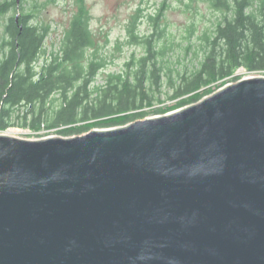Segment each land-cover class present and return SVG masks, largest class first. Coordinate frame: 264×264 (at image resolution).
I'll list each match as a JSON object with an SVG mask.
<instances>
[{
    "label": "water",
    "instance_id": "water-1",
    "mask_svg": "<svg viewBox=\"0 0 264 264\" xmlns=\"http://www.w3.org/2000/svg\"><path fill=\"white\" fill-rule=\"evenodd\" d=\"M0 264H264V77L122 127L0 134Z\"/></svg>",
    "mask_w": 264,
    "mask_h": 264
},
{
    "label": "trees",
    "instance_id": "trees-1",
    "mask_svg": "<svg viewBox=\"0 0 264 264\" xmlns=\"http://www.w3.org/2000/svg\"><path fill=\"white\" fill-rule=\"evenodd\" d=\"M208 3L218 13L217 22L199 37L191 69L173 70L164 60L170 50L161 22L164 6L145 17L138 8L126 25V43L140 45L142 56L131 54L119 71L97 84L105 63L97 55L84 0H74L58 48L50 51L45 46L49 27L35 15L37 4L25 9L18 0H0V132L21 128L41 136L57 130L69 137L122 127L145 119L147 110L163 115L195 104L239 69L264 74V0ZM18 6L21 13L9 16ZM144 20L152 30L142 36L136 24ZM190 51L191 44L182 56ZM161 89L172 103L165 109L155 107L163 104Z\"/></svg>",
    "mask_w": 264,
    "mask_h": 264
},
{
    "label": "rangeland",
    "instance_id": "rangeland-1",
    "mask_svg": "<svg viewBox=\"0 0 264 264\" xmlns=\"http://www.w3.org/2000/svg\"><path fill=\"white\" fill-rule=\"evenodd\" d=\"M85 5L90 12V28L95 34L98 43V56L104 59L105 74L100 73L96 76L95 83L100 84L102 77L107 73H116L119 71L127 58L134 54L140 57L143 54L140 45L128 46L126 43V25L130 16L139 8L141 16L145 17L155 14L163 5V19L161 20L164 31V41L167 42L170 50L164 60L168 62L171 69H180L183 65L191 69L195 63L192 51L199 48V37L205 31L211 30L217 22L218 13L209 7V0H84ZM23 8L28 9L30 6L37 4L38 11L35 15L49 27V35L45 41L47 51L57 49L58 42L65 26L68 23L71 11L75 8L74 0H23L21 3ZM10 11L9 16H16L21 13V9ZM26 12H28L26 10ZM137 30L143 35H149L152 27L146 20L137 22ZM3 27H0V38ZM191 44V51L186 57H183L185 48ZM260 76L264 74L248 73L244 69L235 72L233 79H229L225 85L235 83L249 77ZM219 88L212 87V92H216ZM163 93L161 99L166 96V90L161 89ZM208 95L204 96L207 97ZM203 97V98H204ZM172 103L169 100L163 101V104L155 107L165 109L170 107ZM146 118H153L159 115L151 114V110ZM176 111V110H174ZM174 111L167 112L172 113ZM163 114V115H165ZM108 128H93V130H106ZM0 134L24 139L37 140L45 137H62L58 131L54 130L49 134L35 136L27 129L9 128Z\"/></svg>",
    "mask_w": 264,
    "mask_h": 264
},
{
    "label": "built area",
    "instance_id": "built-area-1",
    "mask_svg": "<svg viewBox=\"0 0 264 264\" xmlns=\"http://www.w3.org/2000/svg\"><path fill=\"white\" fill-rule=\"evenodd\" d=\"M30 132H31V131H30ZM31 134L35 135V134H34V133H32V132H31ZM43 135H44V134H43ZM35 136H36V135H35ZM37 137H38V136H37ZM50 137H51V136H50ZM45 138H47V137H45ZM42 139H43V138H42Z\"/></svg>",
    "mask_w": 264,
    "mask_h": 264
}]
</instances>
